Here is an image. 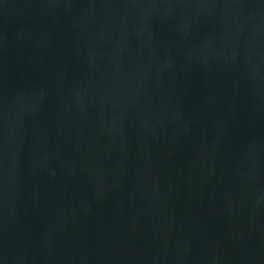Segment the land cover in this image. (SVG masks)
I'll return each mask as SVG.
<instances>
[{"label": "water", "instance_id": "obj_1", "mask_svg": "<svg viewBox=\"0 0 264 264\" xmlns=\"http://www.w3.org/2000/svg\"><path fill=\"white\" fill-rule=\"evenodd\" d=\"M0 264H264V0H0Z\"/></svg>", "mask_w": 264, "mask_h": 264}]
</instances>
